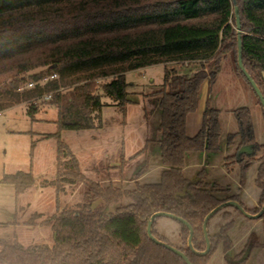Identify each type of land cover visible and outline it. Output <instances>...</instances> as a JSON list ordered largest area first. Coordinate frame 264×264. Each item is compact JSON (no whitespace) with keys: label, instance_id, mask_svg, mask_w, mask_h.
Here are the masks:
<instances>
[{"label":"trees","instance_id":"16d2710c","mask_svg":"<svg viewBox=\"0 0 264 264\" xmlns=\"http://www.w3.org/2000/svg\"><path fill=\"white\" fill-rule=\"evenodd\" d=\"M236 3L242 25L243 64L264 96V0ZM230 55L237 75L245 80L263 108L238 65L234 0H0V64L16 69L15 77L0 85V111L14 101L39 98L49 92H53L49 102L58 108L57 131L46 135L57 141L56 178L50 182L56 189L57 210L42 221L52 227L54 243L25 245L15 236L0 238V264H186L178 254L149 238L147 225L153 213L167 211L186 219L194 229L193 246L199 251L206 247L204 219L217 205L235 200L250 213L239 195H222L228 189L206 179V166L201 168L196 181L184 172L188 152L210 157L221 151L219 108L205 109L201 127L194 135L187 132V118L199 107L204 83H216L219 69ZM170 61L196 62L198 67L190 73L166 68L164 83L154 92L159 96V122L154 136L136 155L146 152L150 145L158 152L162 166L158 180L138 184L132 190L89 180L62 133L96 127L95 116L102 112L105 96L125 113L127 105L135 102L130 98L131 84L125 73ZM39 67L43 70L35 71ZM52 72L58 73L59 78L18 91L21 84L38 82ZM109 75L113 77L101 85V91L94 87L93 78ZM65 84L72 87L62 92ZM232 111L238 130L229 133L227 141L237 151L228 158L240 165V182L244 184L259 146L250 107L242 105ZM37 112L38 106L32 103L28 109L32 120L37 119ZM245 145H253V152L239 154ZM260 160L257 181L263 206L264 155ZM147 162L139 169L140 174ZM1 182L13 184L20 195L36 179L32 171L19 170L5 174ZM78 182L88 186V201L76 209H60L58 193L66 184ZM186 184L190 193L175 197ZM124 197L131 198V203L117 206L114 212L101 207L93 209L97 200L108 204ZM229 207L224 206L208 221L211 249L206 255L191 250L189 228L176 219V240L158 230L161 220L171 219L167 216L154 219L152 233L183 251L192 264H207L219 245L224 252L232 247L228 232L236 219ZM221 213L227 221L215 233L211 231V222ZM41 216L42 213H33L26 224H36V218ZM260 217L264 224V212ZM249 241L245 248L250 251L260 246L255 232H251ZM244 253L236 254L228 264H246L248 257L240 261Z\"/></svg>","mask_w":264,"mask_h":264},{"label":"rangeland","instance_id":"374dc122","mask_svg":"<svg viewBox=\"0 0 264 264\" xmlns=\"http://www.w3.org/2000/svg\"><path fill=\"white\" fill-rule=\"evenodd\" d=\"M9 65L0 64V85L16 75V69L13 70ZM197 67L196 62L170 61L129 70L125 77L131 84L130 98L135 102L127 105L125 113L120 112L113 105L114 101L105 96L102 112L95 116L96 127L80 131L66 130L62 133V139L71 146L79 159L81 170L89 180L97 181L104 186L113 184L122 190H132L138 184L158 180L160 177L158 152L150 145L146 152L136 155L143 149L147 139L154 136L159 122V96L154 92L162 87L166 68H176L179 73H190L192 68ZM41 70H43L41 67L35 69ZM112 77L109 75L93 78L94 87L101 91V85ZM71 87L70 84H65L61 90L67 92ZM49 101L38 100L37 96H32L14 101L10 107L0 111V238L15 236L25 245L47 243L52 246L54 243L52 227L42 223L57 210L54 205L56 189L50 185L56 178L57 141L55 138H46V135L57 131L55 120L58 108ZM32 103L38 106L36 120H32L28 114ZM242 105H248L251 109L259 146L256 151L257 158L247 171L244 184L240 182V165L228 158L229 155L236 153L237 149L227 141V135L238 130V122L232 110ZM208 106L217 107L221 111V151L209 153L212 159L205 156L206 154L202 156L201 153L188 152L185 159V175L196 181L200 179L199 171L206 166V179L228 189L222 195H239L240 201L249 212L256 214L262 206V190L257 176L260 159L264 155V110L245 80L237 75L231 55L224 60L219 69L216 83L213 85L204 83L199 107L187 118V132L190 135L196 134L200 129L203 112ZM147 160V166L140 174L138 171ZM201 160L205 162L204 165H199ZM19 170L32 171L36 182L31 188L17 195L13 184L3 183L1 180L5 174ZM87 189L85 182L66 184L64 190L58 193L60 209H76L86 203ZM131 201L129 197L108 204L104 200H97L93 203V209L101 207L106 212H114L117 206L129 204ZM229 210L236 219L228 232L232 239V247L228 252H224L219 245L207 264H228L236 254L241 251L246 253L248 248L245 247L250 242L251 232L258 235L260 246L250 251L246 264H264L263 219L249 217L234 206H230ZM36 212L42 213L41 217L36 218V224H26ZM226 221L222 213L217 215L211 222V231L218 233L220 225ZM177 229L173 218L168 221L161 220L158 225L159 232L165 233L172 241L177 238Z\"/></svg>","mask_w":264,"mask_h":264},{"label":"water","instance_id":"95a60500","mask_svg":"<svg viewBox=\"0 0 264 264\" xmlns=\"http://www.w3.org/2000/svg\"><path fill=\"white\" fill-rule=\"evenodd\" d=\"M235 2V16H236V28H237V31H238V65L240 67V69L243 71V73L245 74V76L247 77V79L249 80L250 84L252 85V87L254 88L255 92L257 93L260 101H261V104L263 106V109H264V96L259 88V86L256 84V82L252 79V77L250 76V74L248 73V71L245 69L244 67V64H243V49H242V38H241V35H242V25H241V17L239 15V7L236 3V0H234ZM254 146L253 145H245L243 146L241 149H240V153L243 151V150H249L250 151L248 153H251L253 152V148ZM239 153V154H240ZM188 193H190L189 189H188V185L186 184L184 186V188L181 190V191H178L176 194H175V197H179V196H186ZM234 206L236 207L237 209H239L242 213H244L245 215L249 216V217H260L262 215V213L264 212V204L262 206V209L260 210V212L256 213V214H251V213H248L242 206L241 204L238 202V201H235V200H228V201H225L219 205H217L215 208H213L205 217L204 219V224H203V232H204V237H205V241H206V247L204 250L202 251H199V250H196L193 246V243H192V238H193V234H194V229L192 227V225L184 218L180 217V216H177L176 214L174 213H171V212H167V211H157L155 213H153L151 215V217L149 218L148 220V225H147V234L149 236V238L154 241L155 243H158V244H161L165 247H167L168 249L172 250L173 252H175L176 254H178L184 261L186 264H192V262L190 261L189 257L181 250H179L178 248L170 245L169 243L167 242H164L160 239H158L156 236H154V234L152 233V224H153V221L154 219L157 217V216H167V217H170V218H173V219H176L182 223H184L188 228H189V237H188V245L189 247L191 248V250L198 254V255H206L210 249H211V240H210V237H209V234H208V230H207V225H208V221L209 219L216 213L218 212L221 208H223L224 206ZM250 253V249H248L246 251V253L244 254V256H242L240 258V261L241 260H244L248 257Z\"/></svg>","mask_w":264,"mask_h":264},{"label":"built area","instance_id":"2783aa9c","mask_svg":"<svg viewBox=\"0 0 264 264\" xmlns=\"http://www.w3.org/2000/svg\"><path fill=\"white\" fill-rule=\"evenodd\" d=\"M58 78H59L58 73L52 72V73H49L46 76H44L38 82H36V81L26 82L25 84L19 86L18 91H23L25 89H33L37 86L38 83H39V85L43 86L45 83L52 81V80H56ZM52 95H53V92L46 93L42 97H39L38 100H40V99L50 100L52 98ZM0 114H1V112H0Z\"/></svg>","mask_w":264,"mask_h":264},{"label":"crops","instance_id":"0c3cea01","mask_svg":"<svg viewBox=\"0 0 264 264\" xmlns=\"http://www.w3.org/2000/svg\"><path fill=\"white\" fill-rule=\"evenodd\" d=\"M242 84V83H241ZM210 99H211V97H210ZM239 107V106H238ZM250 151V149L249 150H243L241 153H248ZM239 153H240V150H239ZM189 154H192V153H189ZM194 154V153H193ZM197 154V153H196ZM202 154V156H203V154H206V153H201ZM56 155H57V153H55V159H56ZM187 156V155H186ZM205 156H207V154L205 155ZM200 164L199 165H204V161L203 160H201L200 162H199ZM207 163H208V161H207ZM186 166V165H185ZM162 169V166H160V170ZM184 170H185V168H184ZM55 206H56V204H54Z\"/></svg>","mask_w":264,"mask_h":264}]
</instances>
